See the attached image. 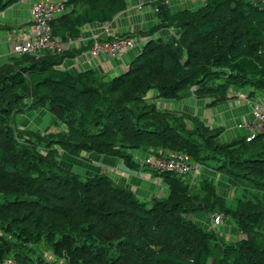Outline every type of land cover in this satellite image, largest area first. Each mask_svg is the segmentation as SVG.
I'll return each mask as SVG.
<instances>
[{
    "label": "trees",
    "instance_id": "obj_1",
    "mask_svg": "<svg viewBox=\"0 0 264 264\" xmlns=\"http://www.w3.org/2000/svg\"><path fill=\"white\" fill-rule=\"evenodd\" d=\"M19 1L0 0V12ZM159 1L157 22L121 34L146 41L129 60L123 55L116 74L62 66L90 42L0 64V264H264V132L221 139L223 126L158 104L192 98L212 107L233 97L230 88L264 93V3ZM128 2L67 0L52 34L77 39L84 25L110 22ZM39 111L56 131L22 128L20 117ZM59 150L120 159L167 190L139 195L118 173L67 168ZM169 152L224 174L233 205L205 174L191 183L137 159ZM215 212L238 236L211 226Z\"/></svg>",
    "mask_w": 264,
    "mask_h": 264
},
{
    "label": "crops",
    "instance_id": "obj_2",
    "mask_svg": "<svg viewBox=\"0 0 264 264\" xmlns=\"http://www.w3.org/2000/svg\"><path fill=\"white\" fill-rule=\"evenodd\" d=\"M37 0H21L18 3H15L12 5L9 9L4 10L0 12V64L6 62L10 56V48L11 45L14 41L25 37V35L28 33L32 26V21L30 20V14H29V9L32 3ZM132 3V4H131ZM136 0H129L128 2V9L123 15L115 16L110 22L102 23L98 26H95L94 24H86L81 28V31L79 33L78 38H85V37H90L91 34L94 32L100 33V37H105L106 34L103 32L102 27L106 25L108 27L109 32L112 33H124L127 31H137L139 29H144L147 26H149V20L146 19L144 20V17L146 18V14L148 11L146 8H150L149 12L152 14V7L146 2L148 5H143L140 10L134 8V5H136ZM131 4V5H130ZM141 14V15H140ZM143 16V17H142ZM156 18V16H155ZM150 21H153L150 19ZM149 23V24H148ZM133 26V28H132ZM89 42V39H86L82 41V44H86ZM137 51L136 50H130L125 52L124 54L126 55L127 60H129ZM120 59H114V58H108L107 56H101L100 59H94L91 61H87L85 58V54H79L75 57H72L70 59L64 60L62 66L69 69V70H80L83 68L87 67H92L95 68L96 70L100 72H104L110 75L118 73L122 68L125 67L126 64V59L124 57ZM240 91H244L242 89H235V88H230L229 89V94L232 95L233 97L229 98L226 102L220 103L216 105V114H212V116L207 117V110L204 112H199V111H190V109H186L189 112L195 113L200 115L204 120H206L208 125H214L215 126H223L224 127V132L221 134L222 139H230L232 137L238 136V135H247L246 130H241L240 128L236 127L233 128V125H229L228 119L233 118V119H239V121H251L252 120V115H251V110L250 107L247 105L242 104L240 100H238L236 97L237 93ZM253 99H258L261 101H264V94L261 93L259 94L258 97H255ZM194 99L188 98L185 101L182 102H166L163 99H160L158 104L160 106H163L165 108H170V109H177L181 110L184 108H181V105H191L194 103ZM200 106L201 102L198 103ZM207 108V107H205ZM207 109L211 110V107H208ZM185 110V109H184ZM203 110V109H201ZM200 110V111H201ZM227 116V119H226ZM213 123V124H211ZM233 130L235 134L231 132ZM240 130L242 132H240ZM145 158L146 160L148 159V155L143 154L142 156L138 155L137 159ZM112 159V161H115L114 167L118 168V166L122 165L124 169H128L124 163L120 159H115V158H109L107 156L97 157V160H99L100 163H105L107 160ZM92 171V170H91ZM100 171H114L112 170H100ZM134 173H141L143 171H138V170H131ZM145 172V171H144ZM215 172V171H213ZM149 174V173H147ZM120 175V174H119ZM150 175V174H149ZM131 174H129L127 177L121 175V178L125 179L124 181H127L129 183L132 181L130 179ZM133 177V176H132ZM158 179V178H157ZM140 184L137 183V186H133L134 188L138 189L140 192H137L139 195L142 196H148L150 193H154L156 189L158 188V185L156 182H150L149 180H145L142 178H139ZM145 182L146 184L143 185L142 182ZM136 184V183H135ZM166 188V187H165ZM167 190V189H166Z\"/></svg>",
    "mask_w": 264,
    "mask_h": 264
},
{
    "label": "built area",
    "instance_id": "obj_3",
    "mask_svg": "<svg viewBox=\"0 0 264 264\" xmlns=\"http://www.w3.org/2000/svg\"><path fill=\"white\" fill-rule=\"evenodd\" d=\"M166 0H162L164 3ZM178 2L183 0H176ZM67 0H37L32 3L29 9L30 20L32 26L25 37L14 41L10 48V53L14 55L37 54L42 50H50L51 52H60L66 48L77 45L82 41L89 39L90 44L84 53L87 61L98 59L101 56L118 58L127 51L133 49H141L146 41L143 36L124 35L117 36L110 33L106 25L103 26V32L108 38L100 39V33H93L91 37L72 39L68 38L63 41L59 36L52 34L50 21L62 14L66 9ZM146 1L141 0L134 5V8L140 10ZM169 0H167V3ZM153 10H157V6L153 4ZM124 11L117 13L122 15ZM242 104L250 107L252 120L238 121L236 127L246 130V139L249 140L255 134L264 132V101L250 98L245 91H240L235 96ZM149 163L150 167L158 171L170 170L177 174L190 178L193 183L202 165L190 160L187 154L183 152H169L162 157H148L143 160ZM223 213L215 212L211 215L210 224L212 227L223 223ZM4 264H17L13 257H9Z\"/></svg>",
    "mask_w": 264,
    "mask_h": 264
},
{
    "label": "rangeland",
    "instance_id": "obj_4",
    "mask_svg": "<svg viewBox=\"0 0 264 264\" xmlns=\"http://www.w3.org/2000/svg\"><path fill=\"white\" fill-rule=\"evenodd\" d=\"M140 1L141 0H136V2H140ZM145 1L148 2L150 7H152V14L149 12L150 8H146V10H148V11L144 10V12H148V13L146 14V18L144 17V20L148 19L149 23L151 22L150 24H152L154 22H157L158 18H155V14H154V11H156V10H153V5L152 4H154V6H157V4H155V2H157L159 0H145ZM160 1H161V3H163L162 0H160ZM261 1L264 3V0H261ZM146 2L144 3V5L146 4ZM199 2H200L199 0H183V1H180V2H178L176 0H169V2L167 3V0H166V1H164L163 4L164 5H168L171 8L172 7L174 8V7H177V6H180V7L183 6V7L192 8V7H195L196 5H198ZM148 4H146V5H148ZM129 9H128V6H127L122 11H125V13H126L127 11H129ZM150 19L153 20V21H150ZM132 28H133V26H132ZM130 32H132V31H130ZM162 33L165 34V35H162L163 41L164 42L169 41L170 38H171V34H166L165 31H162ZM256 100H258V99H256ZM199 102H201L202 106H200L198 104ZM205 107H206L205 106V102L203 100L202 101H197L196 100V101H194V103H192L191 105L189 104L187 106L186 105H181V108L188 109V110L190 109V111H199V112L202 113V112L207 110V113H208L207 117H209V116L211 117L213 113L216 114V106H212L211 110L207 109L208 107L207 108H205ZM201 109H203V110H201ZM41 113H42V111H39L37 113L31 112V113H26L23 116H21L19 121L23 118V121L21 120L22 128L24 126H32L33 128L35 127V129L45 130V131H48V132L49 131H56L57 128L52 126L53 125L52 120L49 119V118H45L44 117L43 114L45 112L42 115H40ZM16 118H18V115L16 116ZM226 119H227V116H226ZM206 120H207V118H206ZM238 121H239L238 118L237 119H233V118H229L228 119L229 125H233L232 126L233 128H236V124H237ZM207 122H208V120H207ZM211 124H213V123H211ZM211 126H215V124L211 125ZM49 127H51V128L49 129ZM231 132L233 134H235V132L233 130H231ZM240 132H242V131L240 130ZM221 139H222V137H221ZM84 156H86V157H84ZM105 156L106 155H97V154H94V153H87V154H83L82 157H74V156L68 155L66 152H64L62 150L58 151V157L60 158L61 164H63L67 168H72V169H74L76 171L79 170V172L80 171L83 172V170H85L86 172H89V171L92 170V172H93L95 170L96 171H100V170H112V169H114V171H110V172L118 173V174L126 176V177L129 174H131V176H130L131 178L130 179H132V181H130L129 183H127V181H124V182L126 183V185L129 188H132L133 190H135L137 192H140V191L138 189L134 188L133 186L138 187L137 183L140 182L139 178H142V179H145V180H149L150 182H153V183L156 182V184L158 185V190H156V192H155L156 195H164L165 194L166 188L162 184V182L159 179H157V178L151 177L149 174H147L148 172H144L143 171L141 173H134L131 170L124 169V167L122 165L118 166V168L117 167L115 168L114 165H115V161L116 160L112 161V159L107 160L104 164L100 163L99 160H97V157H99V159H100L101 157H105ZM139 160H141L143 162V160H146V159L143 157L141 159H138V161ZM210 165L211 166H216L215 163H209V166ZM203 166L199 169V172L197 174V178H196L195 181L197 182L198 179H200L202 177H206L205 175H207V177L218 186V190L220 191V193L222 195H224L225 197H227L228 204L229 205L230 204L233 205V203H234L233 194H234V189L235 188L234 187H228V185H227V180H228L227 177L224 174L218 173L217 170L213 169L212 167L209 168V170H208V169H204ZM213 171H215V172H213ZM203 174H205V175H203ZM142 184L145 185L146 183L143 181ZM215 229L221 231L226 236L230 235L231 233L234 234V236L235 235L238 236V234L234 233L235 228L233 227L232 221L229 220V219H225L224 222L221 225L217 226ZM47 259L51 260V259H54V258H51V256L48 255Z\"/></svg>",
    "mask_w": 264,
    "mask_h": 264
},
{
    "label": "clouds",
    "instance_id": "obj_5",
    "mask_svg": "<svg viewBox=\"0 0 264 264\" xmlns=\"http://www.w3.org/2000/svg\"><path fill=\"white\" fill-rule=\"evenodd\" d=\"M152 4V3H151ZM153 5V4H152ZM102 29H103V27H102ZM94 33H96V32H94ZM106 34V33H105ZM114 34H116L117 36H122L121 34L122 33H114ZM92 35V34H91ZM127 35V34H126ZM100 36V35H99ZM124 36V35H123ZM135 36H143V35H139V34H135ZM91 37V36H90ZM144 37V36H143ZM105 38H108V36L106 35L105 37H100V39H105ZM78 39V38H77ZM109 39V38H108ZM90 42V41H89ZM88 42V43H89ZM82 43H79L78 45H81ZM144 45V44H143ZM143 47V46H142ZM142 49V48H141ZM141 49H133V50H136V51H140ZM86 52V51H85ZM84 52V53H85ZM123 55L124 54H122L120 57H118V58H114V59H120V60H122L121 58L123 57ZM108 58H111V57H108ZM219 173V172H218Z\"/></svg>",
    "mask_w": 264,
    "mask_h": 264
}]
</instances>
